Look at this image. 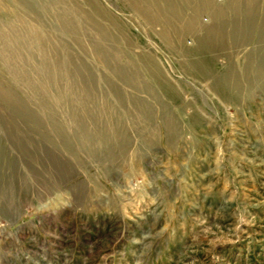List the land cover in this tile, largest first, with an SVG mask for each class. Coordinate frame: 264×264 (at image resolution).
Returning <instances> with one entry per match:
<instances>
[{
    "label": "rangeland",
    "instance_id": "obj_1",
    "mask_svg": "<svg viewBox=\"0 0 264 264\" xmlns=\"http://www.w3.org/2000/svg\"><path fill=\"white\" fill-rule=\"evenodd\" d=\"M0 264H264V0H0Z\"/></svg>",
    "mask_w": 264,
    "mask_h": 264
}]
</instances>
